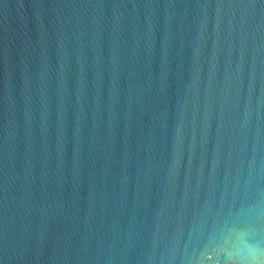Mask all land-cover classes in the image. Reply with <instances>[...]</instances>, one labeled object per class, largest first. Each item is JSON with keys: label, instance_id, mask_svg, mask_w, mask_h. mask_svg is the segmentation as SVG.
<instances>
[{"label": "water", "instance_id": "1", "mask_svg": "<svg viewBox=\"0 0 264 264\" xmlns=\"http://www.w3.org/2000/svg\"><path fill=\"white\" fill-rule=\"evenodd\" d=\"M0 264H264V0H0Z\"/></svg>", "mask_w": 264, "mask_h": 264}]
</instances>
